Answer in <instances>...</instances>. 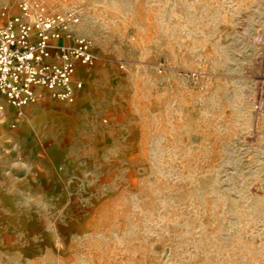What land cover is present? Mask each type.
Listing matches in <instances>:
<instances>
[{"label": "rangeland", "instance_id": "obj_1", "mask_svg": "<svg viewBox=\"0 0 264 264\" xmlns=\"http://www.w3.org/2000/svg\"><path fill=\"white\" fill-rule=\"evenodd\" d=\"M33 1L97 60L0 114V264H264V0Z\"/></svg>", "mask_w": 264, "mask_h": 264}, {"label": "built area", "instance_id": "obj_2", "mask_svg": "<svg viewBox=\"0 0 264 264\" xmlns=\"http://www.w3.org/2000/svg\"><path fill=\"white\" fill-rule=\"evenodd\" d=\"M17 6L12 16L0 3V114L9 105L20 119L47 98L74 103L83 88L80 67H93L97 57L75 10L54 12L33 0ZM260 84L257 109L264 113V62Z\"/></svg>", "mask_w": 264, "mask_h": 264}]
</instances>
